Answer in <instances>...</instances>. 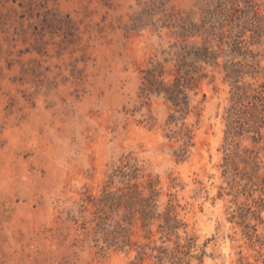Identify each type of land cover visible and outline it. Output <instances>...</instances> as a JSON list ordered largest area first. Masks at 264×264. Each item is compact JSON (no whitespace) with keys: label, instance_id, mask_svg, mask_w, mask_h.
Listing matches in <instances>:
<instances>
[{"label":"rangeland","instance_id":"obj_1","mask_svg":"<svg viewBox=\"0 0 264 264\" xmlns=\"http://www.w3.org/2000/svg\"><path fill=\"white\" fill-rule=\"evenodd\" d=\"M146 3L0 0V264H264V0Z\"/></svg>","mask_w":264,"mask_h":264},{"label":"trees","instance_id":"obj_2","mask_svg":"<svg viewBox=\"0 0 264 264\" xmlns=\"http://www.w3.org/2000/svg\"><path fill=\"white\" fill-rule=\"evenodd\" d=\"M154 8H157V12H161L163 14L164 19L168 21H171L176 18V13L174 12L173 8L167 6V0H149V4L146 3L145 8L142 9V11L140 12V15L132 18L133 25L136 24L135 22L141 21L142 15L153 13L155 11ZM181 28L183 30H186L184 25L181 26ZM188 54L195 55V57H200L201 54L202 56H208L209 53L207 47H203V48L192 47L189 51L186 52V55ZM182 58L183 59L185 58L184 55L182 56ZM180 87H181L180 78L178 77L176 79V82L172 86H162L159 84L155 90L158 93L165 92L167 94L168 99L172 100L175 103H178L179 95L181 94Z\"/></svg>","mask_w":264,"mask_h":264}]
</instances>
